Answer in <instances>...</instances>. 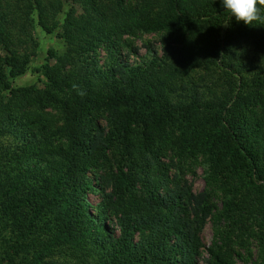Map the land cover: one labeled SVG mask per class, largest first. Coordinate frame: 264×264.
<instances>
[{"label":"trees","instance_id":"obj_1","mask_svg":"<svg viewBox=\"0 0 264 264\" xmlns=\"http://www.w3.org/2000/svg\"><path fill=\"white\" fill-rule=\"evenodd\" d=\"M39 28L65 47L42 63ZM137 32L159 34L161 52L125 59ZM240 38L260 54L248 77L232 58ZM214 64L222 88L188 80ZM26 73L42 85H13ZM200 160L198 192L170 173ZM63 246L74 260L52 256ZM251 258L264 264V25L237 21L221 0H0V264Z\"/></svg>","mask_w":264,"mask_h":264},{"label":"rangeland","instance_id":"obj_2","mask_svg":"<svg viewBox=\"0 0 264 264\" xmlns=\"http://www.w3.org/2000/svg\"><path fill=\"white\" fill-rule=\"evenodd\" d=\"M33 36L35 40L38 42V48L41 50V55L38 57V63H42L45 59H47L46 51L49 48H54L57 52H61L64 50V43L62 40L56 38L55 36L51 37L49 34L45 33L42 29H35L33 31ZM128 40L131 43V48L123 47L122 55H126L125 59L130 62H138L141 55L147 53V46L154 47L158 52L162 50L161 37L157 33H144L137 32L134 36H128ZM133 49H137V53H132ZM130 50V51H129ZM44 51V52H43ZM232 58L239 62H245L242 65L241 72L243 76H250L252 74V70L256 65H260L261 59L258 48L255 46L254 42H252L249 38H240L232 43L231 47ZM99 64L102 66L109 65L113 58L108 51L103 48H99L97 50V56ZM52 60H49L51 63ZM220 63V62H219ZM188 80H192L194 83L200 84L206 88V90H211L212 88H222L225 83V75L222 71V68L219 65H209V66H197L190 68L188 70ZM33 85V86H41L42 84L38 81L35 74H24L14 80L13 85ZM226 88V86H225ZM175 159V156H174ZM114 160V157H113ZM115 169V167H113ZM206 165L201 162H196L192 165L182 164V171H178V167L176 165L170 168V173L172 174L176 171L178 174H182L188 184L191 186L192 190L195 192L200 191L205 186V177H206ZM88 199L90 201V210L94 213L98 212V206L100 205V196L98 193H88ZM216 203H218V198L214 197ZM201 240L203 244L208 245L212 239V229L211 224L207 222L201 230L200 233ZM65 249L64 246L55 250L52 256H59L58 259L63 260H74V253L71 252V248L65 249V253L63 254L59 250ZM204 250V249H202ZM252 255L251 257H255L256 255V247L252 246ZM79 254V253H78ZM251 259L246 260V262L237 261L236 264H250Z\"/></svg>","mask_w":264,"mask_h":264},{"label":"clouds","instance_id":"obj_3","mask_svg":"<svg viewBox=\"0 0 264 264\" xmlns=\"http://www.w3.org/2000/svg\"><path fill=\"white\" fill-rule=\"evenodd\" d=\"M221 3L237 21H243L246 25H253L256 21L264 25V15L260 8L264 6V0H221ZM79 94L84 95L82 91Z\"/></svg>","mask_w":264,"mask_h":264}]
</instances>
